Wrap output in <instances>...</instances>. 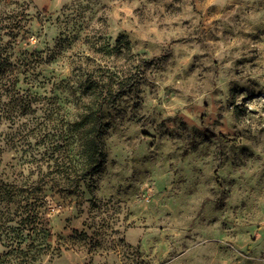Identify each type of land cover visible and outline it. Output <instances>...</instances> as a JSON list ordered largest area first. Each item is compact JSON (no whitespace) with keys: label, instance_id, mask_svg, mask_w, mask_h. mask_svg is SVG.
<instances>
[{"label":"rangeland","instance_id":"374dc122","mask_svg":"<svg viewBox=\"0 0 264 264\" xmlns=\"http://www.w3.org/2000/svg\"><path fill=\"white\" fill-rule=\"evenodd\" d=\"M0 182L5 264H264V0H0Z\"/></svg>","mask_w":264,"mask_h":264},{"label":"trees","instance_id":"16d2710c","mask_svg":"<svg viewBox=\"0 0 264 264\" xmlns=\"http://www.w3.org/2000/svg\"><path fill=\"white\" fill-rule=\"evenodd\" d=\"M100 115L101 112L98 111L95 124L100 123ZM94 149L96 153L100 152L98 144H95ZM40 193L38 184L20 188L0 182V240L4 242L5 247L10 249V252H21L23 255H27L26 252H23L22 247L29 234L28 232L24 234V232L28 231L29 227L31 231H35L34 227L37 226L35 219L38 216L34 214V202L40 201ZM12 206H16V208L12 210ZM15 218L18 221L13 225L11 223ZM0 264H5V261L0 259Z\"/></svg>","mask_w":264,"mask_h":264}]
</instances>
